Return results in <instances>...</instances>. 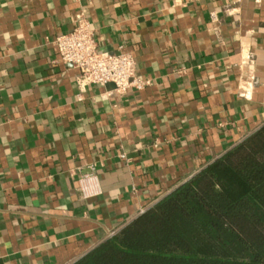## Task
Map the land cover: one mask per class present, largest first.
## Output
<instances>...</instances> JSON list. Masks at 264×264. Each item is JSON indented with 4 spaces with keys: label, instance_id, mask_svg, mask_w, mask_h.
Here are the masks:
<instances>
[{
    "label": "crops",
    "instance_id": "1",
    "mask_svg": "<svg viewBox=\"0 0 264 264\" xmlns=\"http://www.w3.org/2000/svg\"><path fill=\"white\" fill-rule=\"evenodd\" d=\"M80 14L150 83H79ZM263 123L264 0H0V264L73 263Z\"/></svg>",
    "mask_w": 264,
    "mask_h": 264
},
{
    "label": "trees",
    "instance_id": "2",
    "mask_svg": "<svg viewBox=\"0 0 264 264\" xmlns=\"http://www.w3.org/2000/svg\"><path fill=\"white\" fill-rule=\"evenodd\" d=\"M71 264H264V123Z\"/></svg>",
    "mask_w": 264,
    "mask_h": 264
},
{
    "label": "built area",
    "instance_id": "3",
    "mask_svg": "<svg viewBox=\"0 0 264 264\" xmlns=\"http://www.w3.org/2000/svg\"><path fill=\"white\" fill-rule=\"evenodd\" d=\"M52 42L61 61L79 70L78 80L81 84L112 83L116 91L123 92L131 86L142 88L150 83L149 79L135 76V59L130 53L100 52L95 34L81 14L73 29L57 35ZM93 179L91 174H84L79 178V189L83 196H91L97 192Z\"/></svg>",
    "mask_w": 264,
    "mask_h": 264
}]
</instances>
